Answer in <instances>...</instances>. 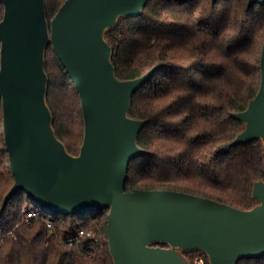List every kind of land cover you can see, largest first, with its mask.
Wrapping results in <instances>:
<instances>
[{
    "label": "trees",
    "instance_id": "obj_1",
    "mask_svg": "<svg viewBox=\"0 0 264 264\" xmlns=\"http://www.w3.org/2000/svg\"><path fill=\"white\" fill-rule=\"evenodd\" d=\"M65 2L45 0L49 24ZM3 16L0 5V21ZM105 37L118 79H135L159 66L132 98L128 114L145 121L137 142L147 153L131 161L125 189L177 190L242 210L256 206L253 189L264 181V145L259 138L234 145L246 123L232 114L246 110L261 86L264 4L148 0L140 15L120 17ZM45 57L55 133L72 155H79L85 135L80 94L51 43ZM14 183L0 101V264H114L109 210L48 215L24 191L3 209ZM30 208L38 219L25 223L23 214ZM83 227L94 230L100 243L87 237L73 246L62 242ZM191 253L210 264L204 252H185L189 260ZM236 264H264V257H244Z\"/></svg>",
    "mask_w": 264,
    "mask_h": 264
},
{
    "label": "water",
    "instance_id": "obj_2",
    "mask_svg": "<svg viewBox=\"0 0 264 264\" xmlns=\"http://www.w3.org/2000/svg\"><path fill=\"white\" fill-rule=\"evenodd\" d=\"M147 2L66 0L49 24L45 0H0V101L15 177L3 209L24 191L58 215L109 210L114 264H192L185 252L199 250L210 264L264 257V181L254 185L259 203L249 210L177 190L125 189L131 161L147 153L137 142L145 121L128 114L132 98L159 66L118 79L105 32L122 16L140 15ZM257 2L264 4L249 5ZM50 43L80 94L85 135L79 155L67 150L53 127L45 70ZM261 73L248 108L232 114L246 123L234 145L258 138L264 145V45Z\"/></svg>",
    "mask_w": 264,
    "mask_h": 264
},
{
    "label": "built area",
    "instance_id": "obj_3",
    "mask_svg": "<svg viewBox=\"0 0 264 264\" xmlns=\"http://www.w3.org/2000/svg\"><path fill=\"white\" fill-rule=\"evenodd\" d=\"M0 5H2V3H0ZM23 219L25 223H30L32 220H37L38 219L37 210L34 208L25 210L23 214ZM17 227L18 225L16 226V228ZM48 227L50 228L52 227L51 223H48ZM8 235L11 237H14L13 232L8 233ZM86 237L93 241L100 243V238L98 234L94 230L87 229V227L81 228L77 236L66 239V240H62V242L73 246V245L79 244L81 242V239L86 238ZM2 241L3 239H0V242ZM191 263L192 264H205V259L204 257L198 256V257H195L193 262Z\"/></svg>",
    "mask_w": 264,
    "mask_h": 264
},
{
    "label": "rangeland",
    "instance_id": "obj_4",
    "mask_svg": "<svg viewBox=\"0 0 264 264\" xmlns=\"http://www.w3.org/2000/svg\"><path fill=\"white\" fill-rule=\"evenodd\" d=\"M47 214L48 215H53V213L50 212V211H48V210H47ZM88 215H94V212H90V213H88ZM189 258H190V261H193L194 260V256H193L192 253L189 255Z\"/></svg>",
    "mask_w": 264,
    "mask_h": 264
}]
</instances>
